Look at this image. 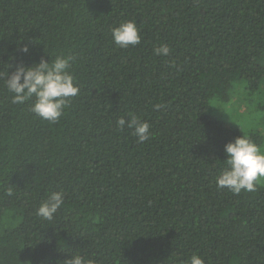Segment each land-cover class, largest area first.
Returning a JSON list of instances; mask_svg holds the SVG:
<instances>
[{"label": "trees", "instance_id": "1", "mask_svg": "<svg viewBox=\"0 0 264 264\" xmlns=\"http://www.w3.org/2000/svg\"><path fill=\"white\" fill-rule=\"evenodd\" d=\"M126 20L141 43L121 49ZM60 54L80 92L52 123L4 81ZM239 95L249 132L211 114ZM129 113L147 141L116 126ZM239 135L264 152V0H0V264H264V180L216 185ZM61 191L53 219L37 216Z\"/></svg>", "mask_w": 264, "mask_h": 264}, {"label": "clouds", "instance_id": "2", "mask_svg": "<svg viewBox=\"0 0 264 264\" xmlns=\"http://www.w3.org/2000/svg\"><path fill=\"white\" fill-rule=\"evenodd\" d=\"M112 41L121 49H128L141 43L140 28L134 20H126L111 29ZM27 53L28 48L24 47ZM170 48L167 45L154 47L157 56H168ZM49 57V56H48ZM74 57L57 55L54 59L41 58L39 63L31 66L18 65L9 76L6 73L4 81L6 89L12 93V103L23 105L29 100L31 112L38 118L52 123L57 122L64 114L70 99L79 95L80 89L69 68ZM157 110L161 104L154 106ZM126 120L120 117L116 126L123 130L125 127L133 130L138 142H145L150 138V125L134 114L129 113ZM224 153L227 157L225 167L216 177L218 189H228L234 194L242 191L254 192L257 184L264 180V152L252 140L244 135L237 136L234 141L225 144ZM64 203L63 192H51L48 198L39 205L36 215L52 220ZM63 264H96L94 259H86L80 254L69 256ZM186 264H205L204 259L193 255Z\"/></svg>", "mask_w": 264, "mask_h": 264}, {"label": "rangeland", "instance_id": "3", "mask_svg": "<svg viewBox=\"0 0 264 264\" xmlns=\"http://www.w3.org/2000/svg\"><path fill=\"white\" fill-rule=\"evenodd\" d=\"M232 102L231 105H223L216 100H212L210 103L212 116L228 123L230 126H239L243 131L249 132L253 129L254 119L251 114H248V106L244 105L246 104L244 96H235Z\"/></svg>", "mask_w": 264, "mask_h": 264}]
</instances>
